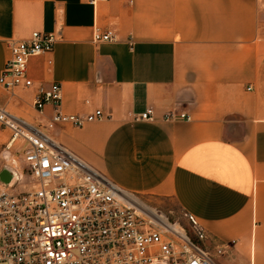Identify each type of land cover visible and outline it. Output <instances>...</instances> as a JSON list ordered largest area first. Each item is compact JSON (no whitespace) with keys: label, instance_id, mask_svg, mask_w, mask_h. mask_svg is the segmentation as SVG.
<instances>
[{"label":"crops","instance_id":"1","mask_svg":"<svg viewBox=\"0 0 264 264\" xmlns=\"http://www.w3.org/2000/svg\"><path fill=\"white\" fill-rule=\"evenodd\" d=\"M260 7L261 0H0V70L8 40L57 33L49 53L27 58L33 85L13 94L0 88V105L46 125L51 106L37 114L31 100L37 84L58 82L63 113L99 108L103 118L56 124L49 136L117 186L192 214L216 264H264ZM93 26L114 39L93 42ZM146 108L150 120L129 116ZM169 110L189 119L164 120Z\"/></svg>","mask_w":264,"mask_h":264},{"label":"built area","instance_id":"2","mask_svg":"<svg viewBox=\"0 0 264 264\" xmlns=\"http://www.w3.org/2000/svg\"><path fill=\"white\" fill-rule=\"evenodd\" d=\"M56 39L53 31H32L27 38L8 40L0 88L13 94L31 87L27 58L49 53ZM113 39L110 30L92 27L93 42ZM60 98L58 82L35 86L31 108L41 114L45 104L51 106L47 128L80 127L103 118L99 108L84 115L63 113ZM129 116L150 120L152 112L146 108ZM162 118L189 119L175 110ZM0 125L10 130L6 148L17 138L26 143L21 165L14 159L9 162L17 177L15 185L0 182V264H216L192 214L171 217L170 211L117 186L38 126L1 105Z\"/></svg>","mask_w":264,"mask_h":264},{"label":"rangeland","instance_id":"3","mask_svg":"<svg viewBox=\"0 0 264 264\" xmlns=\"http://www.w3.org/2000/svg\"><path fill=\"white\" fill-rule=\"evenodd\" d=\"M260 8H261V16L259 20V37L264 40V0H261ZM35 125H37L39 128H41V130L48 133L49 135H51V133L54 131L53 128H47L46 125L44 124L40 125L38 124V122H35ZM9 135H10V130L0 125V169L4 165H10L9 164L10 159H14L18 164V166L21 165L19 160L22 159V153L24 147L26 146V143H22V140L20 138H17L10 144L9 148H6L5 146L9 140ZM170 216L173 218L180 219L179 217L180 213L176 209L171 211ZM215 261L218 262L217 259H215Z\"/></svg>","mask_w":264,"mask_h":264},{"label":"water","instance_id":"4","mask_svg":"<svg viewBox=\"0 0 264 264\" xmlns=\"http://www.w3.org/2000/svg\"><path fill=\"white\" fill-rule=\"evenodd\" d=\"M16 179V174L10 165H4L0 169V182L3 185L13 187L15 185Z\"/></svg>","mask_w":264,"mask_h":264}]
</instances>
